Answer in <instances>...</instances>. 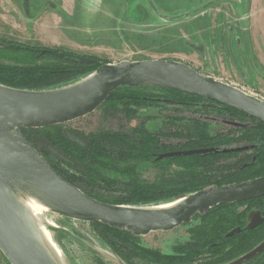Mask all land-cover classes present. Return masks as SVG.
I'll return each mask as SVG.
<instances>
[{"label": "trees", "instance_id": "trees-1", "mask_svg": "<svg viewBox=\"0 0 264 264\" xmlns=\"http://www.w3.org/2000/svg\"><path fill=\"white\" fill-rule=\"evenodd\" d=\"M6 41L8 46L16 44L14 40ZM11 46L9 48L13 49ZM26 46L32 58H45V54H35L39 46ZM55 49L46 53L51 56L49 60L39 64L0 62V84L28 90L54 89L75 83L110 62L83 55L86 60L68 50ZM156 93L171 100L164 104H176V112L190 111L195 116L181 117L179 123L171 124L169 132L152 131L143 123L129 130L101 129L88 134H77L66 124L21 130L59 174L90 196L107 203L162 205L212 185L240 183L264 175V123L229 106L175 90L122 86L100 108L112 106L133 117L137 111L134 108L162 100L155 98ZM207 114L225 116L242 125L230 128L227 134L215 133L211 122L204 118ZM168 118L178 119L177 115ZM231 132L233 135H229ZM69 134L77 136L73 138ZM195 149L202 151L159 158L165 153ZM144 163L156 168L154 179L138 175ZM254 210L264 215V196L217 206L206 215H198L204 217L205 224L193 231L196 241L184 248L182 255L140 248L134 242L135 236L126 230L101 222L90 225L98 233L100 243L129 264H219L245 254L264 240V222L254 229L246 228L248 216ZM236 227H241L240 233L225 237V232ZM217 228L221 229L223 243H213ZM201 230L206 232V241L198 237ZM203 254L206 255L203 257ZM203 258L205 263L201 262ZM246 264H264V252Z\"/></svg>", "mask_w": 264, "mask_h": 264}, {"label": "rangeland", "instance_id": "rangeland-1", "mask_svg": "<svg viewBox=\"0 0 264 264\" xmlns=\"http://www.w3.org/2000/svg\"><path fill=\"white\" fill-rule=\"evenodd\" d=\"M209 1L0 0V62L7 65L39 64L49 60L51 56L46 53L56 51L55 48L76 53L86 60L88 58L83 55L110 62L184 57L183 62L190 63L201 73L216 75L217 79H224L264 99V0H222L180 21L163 19V15L189 12ZM6 40L16 42L9 45L13 49ZM26 45L39 46L35 54H45V58H32ZM155 95L162 100L134 108L137 111L133 117L112 106H104L83 118L65 123V126L77 134H88L101 129L129 130L143 123L152 131L169 132L171 124L179 123L181 117L195 116L190 111L176 112V104H164L171 101L169 98L161 93ZM171 115H177L178 119L168 118ZM204 118L211 122L215 133L224 131L227 134L230 128L242 125L215 114H207ZM74 135L71 136L75 138ZM138 175L152 180L157 171L151 164L144 163ZM43 217L78 234L79 228L98 237L90 223H75L50 210L43 211ZM204 224V217L196 216L172 231L135 236L134 242L153 252L182 255L184 248L196 241L193 231ZM48 231L51 242L64 260L73 264H107L65 235ZM201 262L205 263V259ZM0 264H10L1 250Z\"/></svg>", "mask_w": 264, "mask_h": 264}, {"label": "water", "instance_id": "water-1", "mask_svg": "<svg viewBox=\"0 0 264 264\" xmlns=\"http://www.w3.org/2000/svg\"><path fill=\"white\" fill-rule=\"evenodd\" d=\"M220 1L210 0L189 12L163 15V19L180 21ZM122 86L175 90L199 96L264 123V99L212 75L203 74L191 64L176 59L109 62L75 83L48 90H28L0 84V250L10 264H72L56 251L42 226L65 235L112 264H129L117 253L106 249L90 233L78 228V234L48 222L43 216L39 218L28 204L31 200L75 223L101 222L141 237L158 231H172L198 215H206L217 206L264 196L263 175L240 183L212 185L162 205L103 202L59 174L22 133V128H46L92 114ZM201 151H175L162 154L159 158ZM248 218L247 229H254L264 222L260 210L251 211ZM240 231L241 227H236L228 236ZM263 252L264 240L224 264H246Z\"/></svg>", "mask_w": 264, "mask_h": 264}, {"label": "bare ground", "instance_id": "bare-ground-1", "mask_svg": "<svg viewBox=\"0 0 264 264\" xmlns=\"http://www.w3.org/2000/svg\"><path fill=\"white\" fill-rule=\"evenodd\" d=\"M28 204H29L30 208L32 209V211L34 212V214H36V216H38L39 218L41 216H43V211L48 210L46 207L42 206L41 204L37 203L34 200H31ZM42 230L45 232L48 240H50V235L48 234L49 231L47 230V228L45 226H42ZM54 247H55L56 251L58 253H60L59 249L56 247V245H54Z\"/></svg>", "mask_w": 264, "mask_h": 264}, {"label": "flooded vegetation", "instance_id": "flooded-vegetation-1", "mask_svg": "<svg viewBox=\"0 0 264 264\" xmlns=\"http://www.w3.org/2000/svg\"><path fill=\"white\" fill-rule=\"evenodd\" d=\"M151 9H152V8H151ZM160 59H162V58H160ZM140 60H141V59H140ZM194 68H195V67H194ZM112 204H113V203H112ZM233 229H235V228H233ZM233 229L228 230L227 232H225V233H224L225 237H227V238L232 237V236H228V233H230ZM239 233H240V232H239ZM200 235H201V237H202V240H203V241H206V239H204V238H205V235H206V232L203 231V232L200 233ZM214 235H215L216 237H215V240H214L213 243H223V241H225V239H224V240L221 239V235H222V233H221V229H220V228H217V229H216ZM233 236H234V235H233ZM229 261H231V260L223 261V262H221V263H219V264H224V263H227V262H229Z\"/></svg>", "mask_w": 264, "mask_h": 264}, {"label": "crops", "instance_id": "crops-1", "mask_svg": "<svg viewBox=\"0 0 264 264\" xmlns=\"http://www.w3.org/2000/svg\"><path fill=\"white\" fill-rule=\"evenodd\" d=\"M176 60H181V61H183V60H186L184 57H181V58H178V59H176ZM188 62V61H187ZM190 64V63H189ZM193 66V65H192ZM194 67V66H193ZM196 68V67H195ZM197 69V68H196ZM201 72V71H200ZM214 76H216V75H214ZM217 76H220V75H217ZM217 78H219V77H217ZM220 78H222V77H220ZM224 80V79H223ZM228 82V81H227Z\"/></svg>", "mask_w": 264, "mask_h": 264}]
</instances>
